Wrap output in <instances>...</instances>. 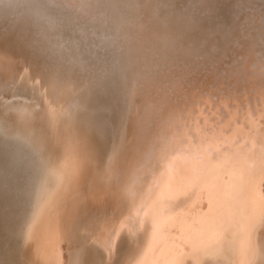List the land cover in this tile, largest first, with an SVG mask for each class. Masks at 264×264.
I'll return each mask as SVG.
<instances>
[{"label": "bare ground", "instance_id": "bare-ground-1", "mask_svg": "<svg viewBox=\"0 0 264 264\" xmlns=\"http://www.w3.org/2000/svg\"><path fill=\"white\" fill-rule=\"evenodd\" d=\"M20 44L78 87L42 99L35 115L24 88L10 93L12 77L0 76V208L12 210L11 261L0 264H264L261 141L238 147L229 131L197 147L201 159L190 150L215 116L205 107L229 119L245 103L249 121L264 116V0H0V49ZM77 105L89 109L60 115ZM28 115L47 133L22 125ZM237 149L243 168L221 181ZM209 181L220 190L206 189V217L193 223L195 187ZM105 212L120 218L111 240L88 243L84 223ZM170 223L187 229L173 257L159 250Z\"/></svg>", "mask_w": 264, "mask_h": 264}, {"label": "rangeland", "instance_id": "rangeland-1", "mask_svg": "<svg viewBox=\"0 0 264 264\" xmlns=\"http://www.w3.org/2000/svg\"><path fill=\"white\" fill-rule=\"evenodd\" d=\"M27 49L28 48L26 47L25 44H20V45H18L17 48H15V46L14 47H11V50L9 49L10 51H7L6 49H3V50L0 49V55L1 54L2 55H5V57H8L9 56L11 58H14V61H15V62L14 61H11L10 62L11 65L9 66L10 68H8L9 70H6V67H4L5 70L4 69H0V76H2V77L4 76V79H7V81L9 80L8 79V76L10 77V79L12 77V79L8 81V82H11V86H10V89L11 90H10V93L11 92H15L16 89H18L19 87L24 88V89L20 90V92H18L19 94H21V95L18 94V96L23 101L25 100L26 103L30 104L31 106H33V108H35V111H36L35 112L36 113L35 115H41L43 113V111H44L43 109L44 108L46 109V107H43L45 105H43L42 99L43 100H47V97L48 98H51L55 94H58L60 96H63L65 94V92L70 91L68 89V86H74L75 85V86L78 87V85L76 83L77 82V79H75L76 77H73L74 78L73 79L72 76H70L69 69L67 67H65L64 65H54V64H50V63H44V62H42V60H34L32 58V56L28 53V50ZM9 54H11V55H9ZM17 55H19V56L17 57ZM17 58L19 59L18 62H17ZM17 75H18V77H17ZM75 86H74V88H75ZM221 91H222V89H221ZM27 92H28V94H27ZM10 93H9V95H10ZM242 95H244V93H242ZM60 99L62 100L61 97H60ZM239 105L240 106L237 105L238 107H236L239 110H237L235 108L234 109L235 112H234L232 118H229L232 121H229V119H228V115L229 114H227V113L224 114L227 118L226 119H221V117H220L221 115H219L221 112L218 113V111H214V108L212 107V110L211 111H214V112L218 113V115L216 113L211 114L209 112V108L210 107H205V111H207V113L206 112L205 113L207 115H215V116L214 117H209V119L207 118L208 124L205 125V124L202 123L203 124L202 128L200 126H197V128H198V133H197L198 136L197 137H198V140L200 142V145L203 146V147L201 148L200 145L195 146L194 143H192V145L190 146V150L191 151L194 150V151H192L191 154H193L196 159H197V157H198V159H201L198 155H196L197 152H199L198 151L199 149L203 153L204 150L202 151V149L204 148V146H206V144H208L209 142L210 143H213V142H215V140L216 141L222 140L223 139V135L226 134L229 131H231V132H229L230 134H233L234 139L236 137H238L236 139L237 140V146L240 143H244V142L247 143V137H245V136H248V139H250L252 141L253 140L254 141H258V142L261 141L262 145L264 146V116L259 117V118L256 117V120H257L256 122L253 121L252 119H250V121H249V119H247V118H249V115H247L246 112H245V110H246L245 103H243V105H241V104H239ZM63 107H64V105H63ZM73 108L70 109L67 113L65 111H62L60 113V115H69L70 113H72L70 115L71 116H75V113H77L78 111H82L83 112V111H86V110L89 109L88 107L83 106V105H77L76 107H73ZM45 111H47V110H45ZM230 112L232 113V110H230ZM242 112H244V113H242ZM253 114L256 116V112L255 111H253ZM244 116H246V117H244ZM218 117H220V119ZM244 118L247 121L244 120ZM210 119H212V121H215V122H212ZM28 120H30V121L32 120V123L30 121H28ZM38 121L40 122V119L39 118L38 119L37 118L35 119L34 116L31 115V117H30V115H28V116H26V120H24L25 124H23L24 122H22V125H25V127H27V129L30 128L31 130H33L35 132H38L40 130V132H43L44 131L43 133H47V130L44 129V127L42 125H37ZM226 121H227V123H226ZM29 122H30V124H29ZM248 122H249V124H248ZM230 123H232L233 125L230 124ZM228 125H230V126H228ZM34 126L36 127V129H35ZM39 126H41V128ZM233 126L236 127V128L234 127L235 128L234 130H232ZM221 127H222V129H221ZM204 128H206V129H204ZM218 129H220V130H218ZM201 130H203V131H201ZM206 130H208L209 132L206 131ZM221 130H222V132H221ZM232 131H235V135H234V133ZM238 132L239 133H242V134H239ZM229 133H227V134H229ZM202 134H203V137H205L206 139L202 137ZM77 135L81 136L80 134H77ZM212 136H214V137L212 138ZM239 136H243L244 138L242 139V137H239ZM9 137L11 139L13 136L10 135ZM216 137L217 138H220V139L217 140ZM81 138H83V137H81ZM170 139H171V136H170ZM178 139H180V137ZM177 141H179V140H177ZM199 142H198V144H199ZM12 149L14 150L13 147H12ZM235 152L233 151V153H232L233 154L232 157H231L232 159L229 157L230 160L228 158L227 161H225V163L223 164V170H222V172L224 173V175H222L223 173L221 172V175L223 176V177L221 176V178H222L221 181L222 180H225V177H228L230 174H232V172L234 170L239 169V171H241L242 169H240V168H243V167L238 166V165H240L242 162L245 163V160L244 159H241L239 157L238 154L240 153V150L238 151V149H237ZM234 154L237 155V156H235ZM238 160H239V162H238ZM224 165H226V166H224ZM195 168L193 167L192 169L193 170L195 169L194 171L198 170L197 167H195ZM168 180L169 181L170 180L172 181V176L170 177V179L166 178V181H168ZM216 184H219V186H217V189H216L218 191V190H220V184H221V182L220 183H218V182L215 183V182L209 181V182L205 183V185H204L206 188L203 186V184H202V186L201 185H198V186L196 185V187H195V189H196L195 193H197L196 194L197 199L196 200H192V202H194L192 205H194L196 203L195 204L196 206L194 205L193 208H191V212H190L191 215H192L190 217L193 218V223L195 221L196 222L197 221H200V218H202V216L203 217H206V213L202 215V212L203 211H201V209H202V206L204 207V205H205L204 208H206L209 205V204H207V202H210V201L207 200V198L209 199V197H211V195L208 196L209 193H205V192H208L206 190L208 187H213V185H216ZM169 187H170V184H168L165 188L167 189ZM172 187H173V185H172ZM228 187H230V186H227L226 188H228ZM226 188L223 187V189L221 190L220 193L222 194V191H224V190L227 191ZM202 191H204L203 194H205V195H202ZM179 192H181V193L179 195L180 197L178 198V200H182V198H184L183 195H186V197H188V199H189L190 198V195H191L190 193L192 191H189V189L188 190L187 189L186 190L180 189ZM161 196L163 197L164 195H162V193H161ZM213 198H216V196L214 195V197H212V200L214 201ZM196 201L199 203V205L197 204ZM202 203H203V205H202ZM18 204H20V206L22 205L21 202H19V200H18ZM75 204H78L79 205V201L75 202ZM212 204H214V203H212ZM78 205H77V207H78ZM199 207H201V208H199ZM11 211L12 210H11V207L9 205H5L4 207H1L0 208V212H1L0 213V216L3 218V220L0 221V241L1 240L3 241V244L0 245L1 246L0 247V258L2 260H4V261H6V260L11 261V259L8 258V254H7L8 249H7V244H6V242L8 241L6 239V234L10 230L9 229V223H10V221L8 219H9V215H10ZM125 213H127V211ZM125 213H124V215H125ZM13 214L14 215H13L12 219L15 218L16 215H17L16 212L13 213ZM198 215H199V217H198ZM194 219H196V220H194ZM119 220H120L119 216H117V217L114 218V216H112L111 213H108V212L96 214V215H93L92 217H90L89 221H86L84 223V225H85L84 226L85 227L84 230L86 231V234L88 233L87 235L90 236V237L87 236L89 238V239H87L88 243L98 242L101 238L102 239H105V240H108V238L106 239L107 236L109 237V241H110L111 240V233L113 231V228H115L114 227V224H118L119 223ZM91 223H92V225H91ZM160 224H161V226L163 228L164 222H161ZM177 224L174 225L173 223H170V225H168V229L167 230H169V228H170V235L168 236L167 241L162 242V243H164L163 245L160 244V246H159L160 249L158 248L159 250H163V252L167 249L168 250L167 255L172 256V257H173V254L172 253L175 252V251H177V250H179V248L182 247V244L184 243V242L182 243L183 237H184V236L182 237V235L185 234L184 231L187 230V229L185 230L186 227L183 228L182 226H180V223L178 225ZM164 226L166 227V225H164ZM194 226H196V224H194L192 227H189L188 231L189 230H192V228ZM90 230H92V231H90ZM97 231H98V233H97ZM107 231H108V233H107ZM180 232H182L181 235H180ZM136 233H137L136 231H132V234L131 235H133V236L135 235L136 236ZM105 235H106V237H105ZM93 237H95V238H93ZM155 238L157 239L156 236L155 237H152V239L149 237V240L146 239L145 240V243L148 242V244H147L148 246H146L147 248L146 247L143 248V250H147V251L150 252L152 250L153 245H154L153 242L156 241ZM105 243H107V242L105 241ZM150 244H152V246ZM33 246L30 247V252L31 253H33L34 250H35L33 248ZM32 248H33V250H31ZM162 263L165 264L164 261Z\"/></svg>", "mask_w": 264, "mask_h": 264}, {"label": "water", "instance_id": "water-1", "mask_svg": "<svg viewBox=\"0 0 264 264\" xmlns=\"http://www.w3.org/2000/svg\"><path fill=\"white\" fill-rule=\"evenodd\" d=\"M1 187H2V180L0 179V189H1ZM1 197V196H0Z\"/></svg>", "mask_w": 264, "mask_h": 264}]
</instances>
